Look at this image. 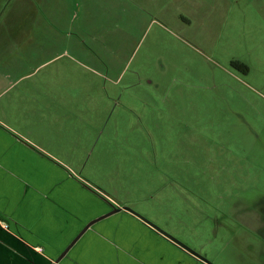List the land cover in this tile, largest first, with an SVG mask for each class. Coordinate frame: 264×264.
I'll return each mask as SVG.
<instances>
[{"label":"crops","instance_id":"crops-1","mask_svg":"<svg viewBox=\"0 0 264 264\" xmlns=\"http://www.w3.org/2000/svg\"><path fill=\"white\" fill-rule=\"evenodd\" d=\"M8 6L0 13V264H264L259 180L251 203L238 204L237 224H224L228 231L244 229L250 238L244 250L237 240L216 241L222 218L194 246L201 230L192 223L191 195L183 185L166 193L163 176L141 175L150 163L135 166L136 138L144 151L151 133L146 114H136V98L121 91L120 75H103L68 52L71 33L59 30L67 3ZM87 70L105 80L89 79ZM84 87L93 88L90 98L82 96ZM125 109L131 122L144 121L141 129L121 131ZM169 165L178 172L177 156L171 154ZM180 176L183 183L195 180L185 171Z\"/></svg>","mask_w":264,"mask_h":264},{"label":"rangeland","instance_id":"rangeland-1","mask_svg":"<svg viewBox=\"0 0 264 264\" xmlns=\"http://www.w3.org/2000/svg\"><path fill=\"white\" fill-rule=\"evenodd\" d=\"M0 3V13L6 3L9 10L21 3H67L66 23L59 30L71 33L68 52L103 75H120L119 86H126L121 91L136 98V114H146L147 124L131 122L133 115L126 109L125 117L119 118L121 131L141 129L143 123L151 128L144 151L136 138L135 166L151 164L141 175L163 176L160 186L167 185L166 193L183 185L184 194L191 195L192 223L201 230L194 246L208 236L203 230L222 218L216 241L237 240L244 250L250 241L244 229L228 231L224 224H237L242 198L251 203L256 189L260 185L264 189V0ZM232 60L246 64L248 70L233 66ZM87 73L89 79H103ZM92 90L84 87L81 94L90 98ZM108 92L113 93L111 88ZM109 111L110 103L104 107ZM112 127L110 122L109 130ZM171 154L177 156L181 173L194 176L193 184L183 183L176 166L169 165ZM241 174L247 177L242 182L237 179ZM232 251L227 249L224 255ZM204 252L210 251L204 248Z\"/></svg>","mask_w":264,"mask_h":264},{"label":"water","instance_id":"water-1","mask_svg":"<svg viewBox=\"0 0 264 264\" xmlns=\"http://www.w3.org/2000/svg\"><path fill=\"white\" fill-rule=\"evenodd\" d=\"M125 209L131 210L129 207H124ZM114 210H118V208H114ZM132 211V210H131ZM141 219H143L145 222L149 223L151 226H153L155 229H157L159 232H161L163 235H165L166 237H168L169 239L173 240L174 242H176L177 244H179L180 246H182L183 248L187 249L188 251L192 252L191 249L185 247L180 241H178L177 239H175L173 236H171L169 233L161 230L160 228H158L156 225H154L153 223H151L150 221H148L147 219L141 217L140 215H138ZM193 253V252H192ZM196 256H198L199 258L203 259L204 261L208 262L206 259H204L203 257H201L200 255L193 253Z\"/></svg>","mask_w":264,"mask_h":264},{"label":"trees","instance_id":"trees-1","mask_svg":"<svg viewBox=\"0 0 264 264\" xmlns=\"http://www.w3.org/2000/svg\"><path fill=\"white\" fill-rule=\"evenodd\" d=\"M230 63L233 65V66H238L239 68H243L245 70H248V66L238 60H232L230 61Z\"/></svg>","mask_w":264,"mask_h":264}]
</instances>
